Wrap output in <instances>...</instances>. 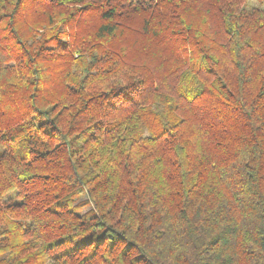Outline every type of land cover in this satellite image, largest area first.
Wrapping results in <instances>:
<instances>
[{"label":"trees","instance_id":"16d2710c","mask_svg":"<svg viewBox=\"0 0 264 264\" xmlns=\"http://www.w3.org/2000/svg\"><path fill=\"white\" fill-rule=\"evenodd\" d=\"M0 264H264V6L0 0Z\"/></svg>","mask_w":264,"mask_h":264},{"label":"rangeland","instance_id":"374dc122","mask_svg":"<svg viewBox=\"0 0 264 264\" xmlns=\"http://www.w3.org/2000/svg\"><path fill=\"white\" fill-rule=\"evenodd\" d=\"M248 3L251 4V5L264 6V0H248Z\"/></svg>","mask_w":264,"mask_h":264}]
</instances>
